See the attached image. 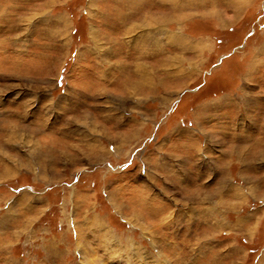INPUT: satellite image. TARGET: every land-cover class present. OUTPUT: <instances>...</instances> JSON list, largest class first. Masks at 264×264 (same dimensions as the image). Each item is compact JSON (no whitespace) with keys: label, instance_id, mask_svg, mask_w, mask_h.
<instances>
[{"label":"rangeland","instance_id":"374dc122","mask_svg":"<svg viewBox=\"0 0 264 264\" xmlns=\"http://www.w3.org/2000/svg\"><path fill=\"white\" fill-rule=\"evenodd\" d=\"M131 1L0 0V264H264V0Z\"/></svg>","mask_w":264,"mask_h":264},{"label":"crops","instance_id":"0c3cea01","mask_svg":"<svg viewBox=\"0 0 264 264\" xmlns=\"http://www.w3.org/2000/svg\"><path fill=\"white\" fill-rule=\"evenodd\" d=\"M122 1V2H121ZM137 2L138 1H140V0H136ZM143 1V0H142ZM154 2H155V4L154 5H156V7H159L160 5H161V3L160 2H163V5H164V7H166L167 8V11H168V14L169 15H174L175 13H176V0H153ZM224 2L223 3H225V4H227V2H225V1H227V0H223ZM109 2H111L114 6H115V8L117 7V8H119L121 11L117 14L116 12H117V10H115V11H111L110 10V14H116V15H118V17H115L114 18V23L115 24H118L117 26H116V28L115 27H111V26H108L107 27V30H111L112 31V29H116L117 30V28H118V30H127L128 29V21H127V15H128V13H124L123 14V11H122V9H124L125 7H127L128 6V2H129V0H119V1H117V0H109ZM146 2V4L145 5H147V8L149 7V5H152V3H151V1L150 0H146L145 1ZM185 2H187V9H191L192 7H195V6H197V5H200V7H204V6H206V4H208V0H185ZM232 1L230 0V3H231ZM130 3H132V1L130 0ZM129 3V4H130ZM143 7H144V5H142ZM227 6H231L230 4H227ZM234 10H238L239 9V3L237 4V7L238 8H236V5H234V6H231ZM116 8V9H117ZM183 9H185L186 10V8H183ZM138 11V10H137ZM136 11V12H137ZM150 14H153V13H150ZM122 15H126V17H123ZM185 16V15H184ZM187 16H189L188 14H187ZM189 17H187V19H188ZM110 23L112 22V20L111 21H109ZM152 24H155L154 23V21H153V23ZM146 25H150V24H146ZM149 37H151V36H149ZM185 37V36H184ZM154 39L151 37L150 39H146L145 41H141L142 43V45L144 44L145 46L146 45H148L147 47H149V45H151V46H153L154 44H153V41ZM188 41V40H187ZM188 43V42H187ZM141 46V45H140ZM151 51V50H150ZM149 51V52H150ZM153 51V50H152ZM155 52V51H154ZM158 53V52H157Z\"/></svg>","mask_w":264,"mask_h":264},{"label":"bare ground","instance_id":"6f19581e","mask_svg":"<svg viewBox=\"0 0 264 264\" xmlns=\"http://www.w3.org/2000/svg\"><path fill=\"white\" fill-rule=\"evenodd\" d=\"M107 238V237H106Z\"/></svg>","mask_w":264,"mask_h":264}]
</instances>
